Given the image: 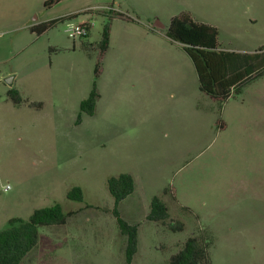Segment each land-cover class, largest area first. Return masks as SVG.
I'll use <instances>...</instances> for the list:
<instances>
[{"label":"rangeland","instance_id":"rangeland-1","mask_svg":"<svg viewBox=\"0 0 264 264\" xmlns=\"http://www.w3.org/2000/svg\"><path fill=\"white\" fill-rule=\"evenodd\" d=\"M7 2L0 0V230L41 208L60 205L72 214L64 226L40 231L23 264H125L126 241L107 189L108 178L121 174L136 182L135 194L119 206L123 219L139 226L134 264H167L198 236L210 244L212 264H264V74L216 105L166 33L151 41L116 22L101 100L95 115H82L77 125L80 91L93 86L98 56L81 45L100 42L106 19H93L82 42L62 25L37 36L26 27L34 18ZM114 7L166 27L189 13L218 28L225 50L264 47V0H115ZM12 73L13 87L28 101L21 107L7 95ZM74 187L83 190V203L67 199ZM168 188L176 202L163 200L170 222L184 223L182 232L146 221L151 200Z\"/></svg>","mask_w":264,"mask_h":264},{"label":"trees","instance_id":"trees-1","mask_svg":"<svg viewBox=\"0 0 264 264\" xmlns=\"http://www.w3.org/2000/svg\"><path fill=\"white\" fill-rule=\"evenodd\" d=\"M60 0H48L44 7L49 9L57 5ZM81 14L55 19L30 28L37 36L54 29L58 25L76 19ZM121 17L127 21H134L124 14L109 12L105 15L106 22L101 40L95 45L83 43L82 48L91 56L97 52L98 56L94 68V82L89 96L80 104V114L76 124L82 123V115H95L101 98L97 82L102 75L103 59L110 45L111 23L113 19ZM166 36L172 42L180 45L195 68L199 90L212 103L223 105L229 99L240 95L243 88L264 74V47L254 53L229 51L221 47L218 28L196 21L189 13H181L173 18L166 30ZM8 98L16 107L28 104L21 92L16 88L9 89ZM35 107L41 105L30 104ZM221 129L226 127L222 120L218 121ZM107 189L114 200L112 215L116 220L118 231L125 239V264H134L139 251V226L125 221L119 211L122 202L133 196L136 182L132 175L121 174L107 180ZM169 197L176 202L175 190L168 188L162 197L151 200L146 221L166 226L173 233L184 231L185 225L181 221L170 222V210L163 198ZM67 199L79 203L84 202V193L80 187H74L67 193ZM190 212L188 208H182ZM71 213H65L60 205L35 210L28 220L12 219L6 228L0 230V264H23L29 255L40 244V231L49 227H62L66 224ZM210 244L203 237H191L180 245L178 252L170 257L167 264H212Z\"/></svg>","mask_w":264,"mask_h":264},{"label":"crops","instance_id":"crops-1","mask_svg":"<svg viewBox=\"0 0 264 264\" xmlns=\"http://www.w3.org/2000/svg\"><path fill=\"white\" fill-rule=\"evenodd\" d=\"M47 1L48 0H8L9 4L17 3V4L21 5V9H22V13H23L22 15L24 17L28 18V20H32V18H34L32 20L31 24L26 25L27 29H29V30L32 27H36V26H38L42 23L48 22V21H52L55 19H60V18L68 17L71 15L84 13L83 15H80L76 19H73L71 21H66L65 23H63L61 25L65 26L67 22H72L75 24L91 23V25H92L90 28V31H91L93 29V19H95L99 15L103 16L105 18V15L109 11L123 14V13H121L120 10H118V9H116V7H114L115 0H60V2L57 5L49 8V9H46L44 7V4ZM8 2H7V4H8ZM131 19H133V18H131ZM133 20H134L133 22L127 21L121 17L113 19V21L111 23L110 45H111V40H112V36H113V26L115 25L116 22L123 23L125 25V27H127V30L131 29V31H130L131 33H134L135 35H139L141 38H145V39H148L151 41H152V39H154L156 41L160 40L159 37L163 33H166V30L168 28V27H166L165 29L156 28V27H154V24H159V25H162V24L157 23V22L152 24L149 20L147 22H143L140 18L133 19ZM47 33H49V32H46L45 34H47ZM89 34H90V32H89ZM86 38L81 39L80 41L82 42ZM166 38L168 41L167 36H166ZM82 44H83V42H82ZM110 45H109V49L107 52H109V50H110ZM179 47H180V45H179ZM180 49L182 50L181 47H180ZM106 54H105V56H106ZM181 58L184 60L183 56ZM191 63H192V61H191ZM105 65H106V63H105ZM191 68H192V66L189 67V69H190L189 72L192 71ZM164 69H165V67L162 66L159 71H162ZM105 70L106 69L104 67L103 74L105 73ZM103 74H102V76H103ZM12 76H14L13 86H15L17 79H18V75L12 73ZM101 77L99 80H101ZM182 81H186V79L183 78ZM145 82L148 83L149 86H151L152 74L149 75L148 79L147 78L145 79ZM91 90H92V87H89L88 83H85L83 90L80 91L82 94V97L80 99V104L83 100H85L89 96ZM98 90H99L100 96L102 97L100 81L98 84ZM100 100H101V98H100Z\"/></svg>","mask_w":264,"mask_h":264},{"label":"built area","instance_id":"built-area-1","mask_svg":"<svg viewBox=\"0 0 264 264\" xmlns=\"http://www.w3.org/2000/svg\"><path fill=\"white\" fill-rule=\"evenodd\" d=\"M91 26V23L75 24L67 22L65 25V32L71 40L77 41L88 36Z\"/></svg>","mask_w":264,"mask_h":264},{"label":"water","instance_id":"water-1","mask_svg":"<svg viewBox=\"0 0 264 264\" xmlns=\"http://www.w3.org/2000/svg\"><path fill=\"white\" fill-rule=\"evenodd\" d=\"M154 27H156V28H161V29H165V28H166V26H164V25H159V24H154ZM13 82H14V76H11V77L5 79V83H6L10 88L13 87Z\"/></svg>","mask_w":264,"mask_h":264}]
</instances>
